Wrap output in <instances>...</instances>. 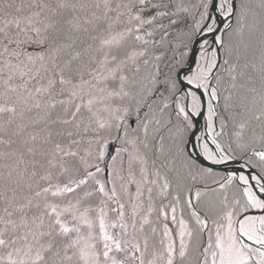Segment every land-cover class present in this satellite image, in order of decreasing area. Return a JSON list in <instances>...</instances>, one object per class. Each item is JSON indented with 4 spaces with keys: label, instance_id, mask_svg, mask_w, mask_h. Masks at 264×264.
Instances as JSON below:
<instances>
[{
    "label": "snow or ice",
    "instance_id": "obj_1",
    "mask_svg": "<svg viewBox=\"0 0 264 264\" xmlns=\"http://www.w3.org/2000/svg\"><path fill=\"white\" fill-rule=\"evenodd\" d=\"M0 264H264V0H0Z\"/></svg>",
    "mask_w": 264,
    "mask_h": 264
}]
</instances>
